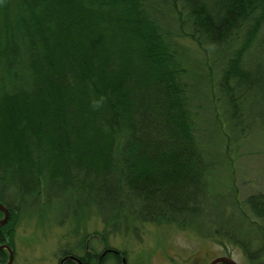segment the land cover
Masks as SVG:
<instances>
[{"label": "trees", "instance_id": "16d2710c", "mask_svg": "<svg viewBox=\"0 0 264 264\" xmlns=\"http://www.w3.org/2000/svg\"><path fill=\"white\" fill-rule=\"evenodd\" d=\"M253 127L264 0H0V243L25 212L94 209L102 230L63 252L82 264L118 259L94 239L158 220L261 260L264 191L208 181Z\"/></svg>", "mask_w": 264, "mask_h": 264}, {"label": "rangeland", "instance_id": "374dc122", "mask_svg": "<svg viewBox=\"0 0 264 264\" xmlns=\"http://www.w3.org/2000/svg\"><path fill=\"white\" fill-rule=\"evenodd\" d=\"M218 151L222 163L214 167L212 177L208 178L213 190L225 194L234 186L238 199L264 191V128L253 127L237 142L220 145ZM63 214L56 207L43 206L38 213L18 216L12 248L9 247V264H58L63 252L85 244L84 235L99 234L102 230L94 209L83 210L78 219L68 212L64 217ZM104 239L105 242L94 239L93 243L98 250L102 243L119 250L124 264H208L221 255L236 264H250L239 244L226 240L220 244L191 228H178L161 220L134 221L126 230L106 234ZM253 243L250 251L255 249ZM258 259L254 257L252 264H264L262 256Z\"/></svg>", "mask_w": 264, "mask_h": 264}, {"label": "water", "instance_id": "95a60500", "mask_svg": "<svg viewBox=\"0 0 264 264\" xmlns=\"http://www.w3.org/2000/svg\"><path fill=\"white\" fill-rule=\"evenodd\" d=\"M0 211L2 212V216L0 218V226L6 221L8 216L7 208L0 202ZM0 249H5L7 252V260L4 263L1 264H9L11 260V250L8 245L6 244H0ZM217 263H223V264H236L231 258L228 256H216L212 258L208 264H217Z\"/></svg>", "mask_w": 264, "mask_h": 264}, {"label": "flooded vegetation", "instance_id": "af4514ba", "mask_svg": "<svg viewBox=\"0 0 264 264\" xmlns=\"http://www.w3.org/2000/svg\"><path fill=\"white\" fill-rule=\"evenodd\" d=\"M0 244H3V243H0ZM87 248V247H85ZM5 250V249H4ZM102 251V250H101ZM103 251H111V253L115 254L116 257H118V259H115L113 264H118L119 262L121 264H124V257L121 255L120 251L119 250H116L115 248L113 247H106ZM6 252V251H5ZM7 260V258H6ZM71 260L73 263L75 264H82L80 259L74 255H71L69 253H65L63 255H61V257H59L58 259V264H66L67 261ZM1 263H4V262H0ZM85 264H88L87 262ZM91 264H96V262H93Z\"/></svg>", "mask_w": 264, "mask_h": 264}]
</instances>
